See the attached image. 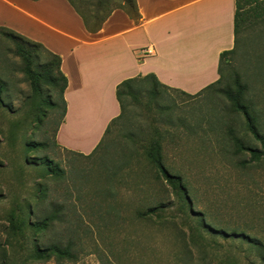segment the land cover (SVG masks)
<instances>
[{"label": "rangeland", "instance_id": "1", "mask_svg": "<svg viewBox=\"0 0 264 264\" xmlns=\"http://www.w3.org/2000/svg\"><path fill=\"white\" fill-rule=\"evenodd\" d=\"M4 45L0 264H264V156L253 160L235 141L262 147L222 93L236 90L237 75L264 136V11L238 34L222 64L221 83L193 97L165 91L162 110L146 99L128 100L125 116L88 158L56 145L61 102L53 92L57 108L37 128L21 61ZM24 132L29 142L46 141L37 156L48 157L57 176L31 163L36 152L22 147ZM95 134L84 140L74 134L73 142L88 140V148ZM154 139L181 193L145 158ZM148 208L155 209L145 215ZM51 216L46 229L32 226Z\"/></svg>", "mask_w": 264, "mask_h": 264}, {"label": "crops", "instance_id": "2", "mask_svg": "<svg viewBox=\"0 0 264 264\" xmlns=\"http://www.w3.org/2000/svg\"><path fill=\"white\" fill-rule=\"evenodd\" d=\"M136 4L139 24L118 9L91 34L67 0H0V27L61 58L67 79L65 115L56 136L61 148L82 155L96 148L120 115L116 88L124 80L152 74L188 95L219 80L220 54L234 47L235 0ZM93 132L88 148V140L73 142L74 134L84 140Z\"/></svg>", "mask_w": 264, "mask_h": 264}, {"label": "trees", "instance_id": "3", "mask_svg": "<svg viewBox=\"0 0 264 264\" xmlns=\"http://www.w3.org/2000/svg\"><path fill=\"white\" fill-rule=\"evenodd\" d=\"M38 1V0H31ZM74 11L82 19L83 24L87 32L96 34L99 32L110 17L114 10H121L125 15L133 20L135 24H139L141 16L138 12L136 0H86L85 7L82 3H75L74 0H67ZM264 0H235V13H234V45H236L238 34L243 29V26L249 22L253 17H261L264 6L262 5ZM5 44V50L11 53L14 57L21 61V73L31 90V94L28 96L27 101L30 115L35 121L37 128L41 127L45 123L47 118L48 110H56L57 105L51 99L52 92L57 95L61 102V118L56 124L54 136L57 144L56 136L60 125L63 122L65 115L66 104L63 98L64 91L67 87V79L61 72V58L57 55L49 52L40 43L31 41L7 28L0 27V45ZM234 49L224 51L219 57V80L208 87L204 88L197 94L203 91L214 88L217 84L221 83L222 80V64L227 57L232 54ZM1 58V57H0ZM1 61V59H0ZM234 84L236 90L232 88H226L222 91L225 97L231 102L234 111L240 112L246 121L248 131L254 137L256 141L261 144L262 150L253 149L240 143L236 139L235 143L239 151H246L251 155L253 160H260L264 156V136L260 134L258 125L256 124V118L249 112L248 106L244 101V88L240 85L239 78L234 75ZM7 82L0 77V108L5 107L4 95L6 93ZM227 87H230L228 85ZM180 92L186 96L188 95L179 90L171 89L161 84L155 75L149 74L146 76H138L135 78L124 80L116 88V99L120 107V115L114 119L107 127L105 134L108 133L112 123L116 120L122 119L127 113V101L132 100L134 102H140L141 99H146L148 103H153L157 109L162 110L161 99L165 91ZM196 94V95H197ZM104 134V135H105ZM22 147L28 152L35 151L36 155L30 158L31 163L39 166L40 170L44 173L52 174L53 176L58 175V167L53 164L48 157H38L37 155L45 149V142H29L27 141L26 132L23 133ZM102 140L96 146L92 153L89 155L81 156L88 158L100 147ZM60 147V146H59ZM61 148V147H60ZM63 149V148H62ZM66 150V149H65ZM68 151V150H67ZM71 152V151H69ZM145 158L148 160L150 165L159 173L162 178L169 182V184L181 193L180 186L173 182L177 176L173 174L171 170L165 167L164 157L162 154L161 142L159 139L150 141L145 149ZM155 208H148L146 214L152 213ZM54 217H49L41 222L33 223L32 226L36 230H44L47 228L50 221H54ZM52 251V249H49ZM66 253L67 251H61ZM37 255L40 257H47L46 251L37 250Z\"/></svg>", "mask_w": 264, "mask_h": 264}, {"label": "built area", "instance_id": "4", "mask_svg": "<svg viewBox=\"0 0 264 264\" xmlns=\"http://www.w3.org/2000/svg\"><path fill=\"white\" fill-rule=\"evenodd\" d=\"M143 53H144V54H147V51H146V52L144 51Z\"/></svg>", "mask_w": 264, "mask_h": 264}]
</instances>
